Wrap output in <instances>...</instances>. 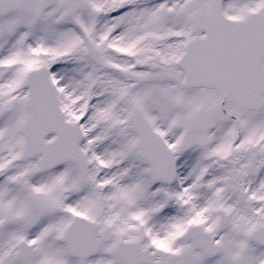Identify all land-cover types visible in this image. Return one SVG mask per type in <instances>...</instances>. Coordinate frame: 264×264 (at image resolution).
<instances>
[{"label":"snow or ice","instance_id":"6c2138e0","mask_svg":"<svg viewBox=\"0 0 264 264\" xmlns=\"http://www.w3.org/2000/svg\"><path fill=\"white\" fill-rule=\"evenodd\" d=\"M0 264H264V0H0Z\"/></svg>","mask_w":264,"mask_h":264}]
</instances>
